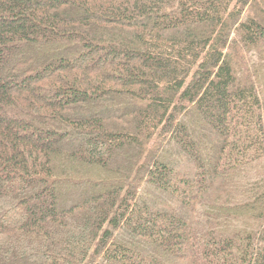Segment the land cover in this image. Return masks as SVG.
I'll list each match as a JSON object with an SVG mask.
<instances>
[{
  "label": "trees",
  "instance_id": "trees-1",
  "mask_svg": "<svg viewBox=\"0 0 264 264\" xmlns=\"http://www.w3.org/2000/svg\"><path fill=\"white\" fill-rule=\"evenodd\" d=\"M0 264H264V0H0Z\"/></svg>",
  "mask_w": 264,
  "mask_h": 264
},
{
  "label": "rangeland",
  "instance_id": "rangeland-1",
  "mask_svg": "<svg viewBox=\"0 0 264 264\" xmlns=\"http://www.w3.org/2000/svg\"><path fill=\"white\" fill-rule=\"evenodd\" d=\"M167 165H169V163L165 162Z\"/></svg>",
  "mask_w": 264,
  "mask_h": 264
}]
</instances>
